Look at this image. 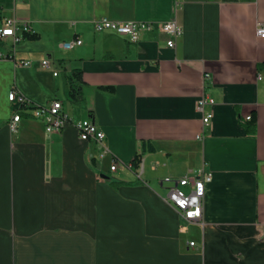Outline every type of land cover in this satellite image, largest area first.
<instances>
[{
	"label": "crops",
	"instance_id": "1",
	"mask_svg": "<svg viewBox=\"0 0 264 264\" xmlns=\"http://www.w3.org/2000/svg\"><path fill=\"white\" fill-rule=\"evenodd\" d=\"M4 17L33 33L0 60V264H264V0H0ZM172 18L182 34L169 48L156 25ZM98 19L153 27L132 42L96 32ZM11 91L60 101L104 143L80 140L72 124L46 133L30 109L11 131ZM204 93L215 102L207 126ZM142 141L154 150L140 154ZM201 171L211 174L202 219L184 221L163 179Z\"/></svg>",
	"mask_w": 264,
	"mask_h": 264
},
{
	"label": "built area",
	"instance_id": "2",
	"mask_svg": "<svg viewBox=\"0 0 264 264\" xmlns=\"http://www.w3.org/2000/svg\"><path fill=\"white\" fill-rule=\"evenodd\" d=\"M96 32L110 31L119 36L127 37L130 41L135 42L138 40L139 35L143 31H149L152 29V23L139 22V21H111L108 19H98L93 24ZM157 29L164 34L170 36L167 40V47L171 48L175 44V39L181 36L182 28L177 22L176 18H172L169 21L159 23L156 25ZM33 33L29 22L19 21L14 18L4 17L0 25V43L10 40L12 43V49L9 53L0 52V60L11 59V55L14 51L15 45L21 42L27 35ZM255 35L257 38L264 39V22H259L255 28ZM81 45L79 39L63 43L62 47L66 50H70L75 46ZM22 66H29V61H20ZM41 67L44 69L50 68L49 59H43L41 61ZM56 76L57 72H53ZM208 75H205L207 78ZM261 78L260 75L257 77ZM8 100L15 105V111L12 117V121L9 124L11 131H16L17 123L20 121V109H30L32 118L40 121L44 127L46 133L58 134L62 129L72 124L78 134V137L82 141H91L99 145H102L105 140L104 133L97 128V126L90 120H81L75 123L69 119L68 115L63 111V105L60 101H53L48 105L42 106L32 102L15 91H11L8 94ZM215 104L214 99L208 96L206 93L197 102V110L202 113L201 121L204 126L210 123L212 112L210 108ZM251 117H247L246 120H250ZM109 151L106 147H102L99 153V157L103 158L108 155ZM119 166L115 158H112L110 166L111 171H115ZM128 168L131 166L128 165ZM211 174L201 171L195 175L184 176L180 179H171L166 177L163 182L168 184L165 201L176 211V213L184 221L192 222L199 221L203 215V204L205 197L206 184L210 181ZM188 187V191H184L183 188ZM191 246L194 243H190Z\"/></svg>",
	"mask_w": 264,
	"mask_h": 264
},
{
	"label": "trees",
	"instance_id": "3",
	"mask_svg": "<svg viewBox=\"0 0 264 264\" xmlns=\"http://www.w3.org/2000/svg\"><path fill=\"white\" fill-rule=\"evenodd\" d=\"M70 99L74 103L79 101V90L76 88V86H73L71 88ZM246 128H247V131L249 133H254V131H255V120H254V118H252L251 121L247 123ZM153 150H154V147H153L151 142L142 141V143L140 145V154H144L146 152H152ZM139 155H137L136 158L131 161V165L134 168H137ZM99 179H101V178L99 177ZM108 182L112 186H117V185H122V184L123 185L130 184V183L118 182V181H115V180H112V179H109Z\"/></svg>",
	"mask_w": 264,
	"mask_h": 264
},
{
	"label": "water",
	"instance_id": "4",
	"mask_svg": "<svg viewBox=\"0 0 264 264\" xmlns=\"http://www.w3.org/2000/svg\"><path fill=\"white\" fill-rule=\"evenodd\" d=\"M101 178H102V179H107V177H106V176H104V175H101Z\"/></svg>",
	"mask_w": 264,
	"mask_h": 264
},
{
	"label": "rangeland",
	"instance_id": "5",
	"mask_svg": "<svg viewBox=\"0 0 264 264\" xmlns=\"http://www.w3.org/2000/svg\"><path fill=\"white\" fill-rule=\"evenodd\" d=\"M67 107H70V108H72V107H73V108H75V106H69V105H68Z\"/></svg>",
	"mask_w": 264,
	"mask_h": 264
}]
</instances>
